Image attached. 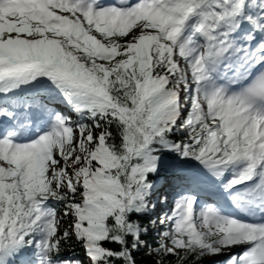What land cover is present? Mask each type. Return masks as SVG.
Wrapping results in <instances>:
<instances>
[{
    "label": "snow or ice",
    "instance_id": "6c2138e0",
    "mask_svg": "<svg viewBox=\"0 0 264 264\" xmlns=\"http://www.w3.org/2000/svg\"><path fill=\"white\" fill-rule=\"evenodd\" d=\"M38 77L91 123L55 113L48 131L21 142L32 105L0 99V264H32L34 242L35 264H85L60 258L71 241L87 264H138V250L152 264H205L243 244L228 264H264V222L198 208L190 194L147 224L137 218L156 207L152 177L168 165L154 144L217 177L240 165L226 191L260 175L232 199L264 203V0H0V96ZM174 130L186 135L170 142ZM49 201L63 202L62 214Z\"/></svg>",
    "mask_w": 264,
    "mask_h": 264
},
{
    "label": "trees",
    "instance_id": "16d2710c",
    "mask_svg": "<svg viewBox=\"0 0 264 264\" xmlns=\"http://www.w3.org/2000/svg\"><path fill=\"white\" fill-rule=\"evenodd\" d=\"M129 39V36L121 38V42H124V40ZM91 123V117L90 115L86 114V113H82V119L78 122V123ZM110 130L113 132V137H114V141L116 143H119V130L117 129V126L115 124L111 125ZM184 134H182V132L174 130L172 132H169L167 135V139L170 142H175L177 140H182L184 138ZM153 147H156L159 149V151L162 153L163 156H167L169 158H176V159H182V160H194L192 158H186V157H181V155L176 152V151H169L165 148H163L162 146H160L159 144H154ZM166 172L160 173L156 176H162L163 174H165ZM61 208L63 207V203H61ZM62 214V212L59 210V215ZM137 218L142 219V221L147 224L149 220H152V218H150V216L148 215V213H146L145 211L141 212L138 214ZM66 221H68V217H64L63 218V223H66ZM148 243L153 244V247H155V236L151 233L148 232L145 234ZM70 243H72V249H68L65 250L64 252H62L60 254V256H67V257H74L77 253V249L74 248V244L78 245V243L71 241ZM136 259L138 261V264H152L151 258L147 257L145 253H143V250H138L136 252ZM205 264H209V263H205Z\"/></svg>",
    "mask_w": 264,
    "mask_h": 264
},
{
    "label": "rangeland",
    "instance_id": "374dc122",
    "mask_svg": "<svg viewBox=\"0 0 264 264\" xmlns=\"http://www.w3.org/2000/svg\"><path fill=\"white\" fill-rule=\"evenodd\" d=\"M133 31H135V29H133ZM130 37H131V36H130ZM70 105H71V104H70ZM185 108H186V105H185L183 111H182L181 114H180L181 119L178 120V124L181 123V122H182V118L188 114V113L184 112V111H185ZM177 131H180V132H182V134L186 135V133H185L184 131H182V130H177ZM78 135H79V134H78V132H77V136H78ZM176 164H177V163H174V165L176 166V168H178ZM184 172H185V171H184ZM152 179H153V178H152ZM153 182H154V185L159 183L158 181H153ZM159 184H160V183H159ZM161 192H164V189H161ZM149 200H150L152 203H155V201L153 202L152 197H151ZM160 202H161V200L159 201V203H160ZM155 204H156V203H155ZM157 206H158V205H156V207H155L154 209H150V210H147V211H145V212L148 213V212H152V211H153V214L156 215L157 212H158V210H157V209H158ZM62 211H63V207L61 208V212H62ZM69 219H70V218L68 217V221H66V223H64L65 226L68 224ZM165 227H168V225H166ZM159 228H160V230H163L164 225H160ZM149 232H151V233L156 237V235H157V230H155V229H151ZM245 245H246V244L239 245V246H235L234 248L229 249L227 252H224V253H222V254L219 255V256H215V257H213V258H211V259H209V260H206L205 263H209V264H228L229 259L232 257L231 252H232L233 250H238V249H240L241 247H245ZM74 248L78 250L77 253H76V255H75L74 257H75L76 259L78 258V259H80V260H84L85 264H87L86 257H85V255H84L83 251L81 250L80 246L78 247L77 245L74 244ZM28 249H30L31 252H34V251L36 250L35 242H34L32 245L28 246ZM65 259H68V258H65Z\"/></svg>",
    "mask_w": 264,
    "mask_h": 264
},
{
    "label": "bare ground",
    "instance_id": "6f19581e",
    "mask_svg": "<svg viewBox=\"0 0 264 264\" xmlns=\"http://www.w3.org/2000/svg\"><path fill=\"white\" fill-rule=\"evenodd\" d=\"M185 112L188 113V107L185 109ZM158 185L160 186L159 183L154 185L153 191H152V193L150 194V196L148 198H150L151 196H154L155 194L158 196V194H159V188H160Z\"/></svg>",
    "mask_w": 264,
    "mask_h": 264
}]
</instances>
